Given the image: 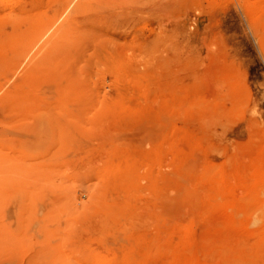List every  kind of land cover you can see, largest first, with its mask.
Wrapping results in <instances>:
<instances>
[{
	"label": "rangeland",
	"instance_id": "1",
	"mask_svg": "<svg viewBox=\"0 0 264 264\" xmlns=\"http://www.w3.org/2000/svg\"><path fill=\"white\" fill-rule=\"evenodd\" d=\"M0 264H264V0H0Z\"/></svg>",
	"mask_w": 264,
	"mask_h": 264
}]
</instances>
